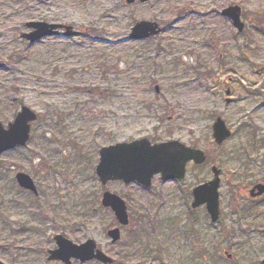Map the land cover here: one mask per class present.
Masks as SVG:
<instances>
[{
    "label": "rangeland",
    "instance_id": "374dc122",
    "mask_svg": "<svg viewBox=\"0 0 264 264\" xmlns=\"http://www.w3.org/2000/svg\"><path fill=\"white\" fill-rule=\"evenodd\" d=\"M232 5L242 31L222 14ZM141 20L162 32L132 40ZM32 21L77 35L62 30L31 43L21 35ZM116 28L120 36L110 34ZM24 104L38 113L31 139L0 155V264H64L48 260L56 234L94 239L112 264H262L264 194L249 192L264 181V0H0V121L7 127ZM219 116L232 130L220 145L212 129ZM143 137L179 140L208 160L189 162L182 180L156 175L150 188L103 185L99 149ZM213 165L222 171L216 223L205 206H191ZM18 172L33 178L37 194L19 186ZM105 190L126 201L128 226L102 205ZM141 223V241L130 243ZM117 226L121 239L112 243L107 231Z\"/></svg>",
    "mask_w": 264,
    "mask_h": 264
},
{
    "label": "water",
    "instance_id": "95a60500",
    "mask_svg": "<svg viewBox=\"0 0 264 264\" xmlns=\"http://www.w3.org/2000/svg\"><path fill=\"white\" fill-rule=\"evenodd\" d=\"M147 2L148 0H140ZM128 4L136 0H126ZM224 16L232 19L239 31L244 29L241 20V8L232 5L222 10ZM27 27L33 29L23 33L22 37L34 43L42 38L57 36L60 29L65 28V36H76L77 32L72 26L43 21H32ZM162 32V28L156 21L141 20L131 29L132 40H142L156 36ZM157 90L159 88L157 87ZM230 91H227L229 94ZM228 102L231 101L229 98ZM38 114L29 106L22 105L14 120L7 127L0 121V155L6 151L27 145L31 137L32 122L37 120ZM213 137L217 144H222L231 136L232 130L228 128L226 121L217 117L213 123ZM207 160V154L200 148H195L173 139L153 143L149 138L143 137L131 141H120L103 146L99 149V162L96 165V174L103 185L110 181H123L126 184L139 183L147 188L152 186L155 175L160 174L164 181L184 179L187 173V165L190 161L195 164H203ZM213 178L193 188L192 207L197 208L206 205L207 212L213 222L220 217L221 169L216 165L211 167ZM16 180L19 185L27 190L38 193L33 178L25 172H18ZM264 193V182L255 184L250 190L251 197H258ZM102 204L110 208L121 225L130 222L128 205L122 196L109 190L103 192ZM108 235L115 243L121 238V228L114 227L108 230ZM57 248L48 251L49 260H61L65 264H72L76 259L81 262L98 260L104 264H112L113 257L100 248L94 239H88L81 244H76L62 234L54 236ZM231 257V255H229ZM138 264V263H126ZM166 264V263H148ZM264 264V259L262 260Z\"/></svg>",
    "mask_w": 264,
    "mask_h": 264
},
{
    "label": "trees",
    "instance_id": "16d2710c",
    "mask_svg": "<svg viewBox=\"0 0 264 264\" xmlns=\"http://www.w3.org/2000/svg\"><path fill=\"white\" fill-rule=\"evenodd\" d=\"M251 206H253V205L250 204L249 207H246V209H250ZM139 221H140V219H139ZM142 221H145V217L141 218V222H142ZM142 229H143L144 231L146 230V228H145V226L143 225V223H141V227H140V225H138V227L134 229V231L132 232V234H129V242H130V243H132V242H136V241H138V242L141 241V236L143 235V232H144V231L142 232ZM146 235H147V234H145L144 237H145ZM160 248H161V245H159V249H160ZM159 257H160V259H162L160 255H159Z\"/></svg>",
    "mask_w": 264,
    "mask_h": 264
},
{
    "label": "bare ground",
    "instance_id": "6f19581e",
    "mask_svg": "<svg viewBox=\"0 0 264 264\" xmlns=\"http://www.w3.org/2000/svg\"><path fill=\"white\" fill-rule=\"evenodd\" d=\"M109 19L111 20V23H112L113 25H115V24L119 25L120 22H121V20L118 19L116 15H109ZM109 32H110V34H112L113 36H120V35L122 34V32H120L118 28H116V29H114V30H111V31H109ZM107 37H108V38H111L112 36L110 35V36H107Z\"/></svg>",
    "mask_w": 264,
    "mask_h": 264
},
{
    "label": "flooded vegetation",
    "instance_id": "af4514ba",
    "mask_svg": "<svg viewBox=\"0 0 264 264\" xmlns=\"http://www.w3.org/2000/svg\"><path fill=\"white\" fill-rule=\"evenodd\" d=\"M186 177V176H185Z\"/></svg>",
    "mask_w": 264,
    "mask_h": 264
}]
</instances>
